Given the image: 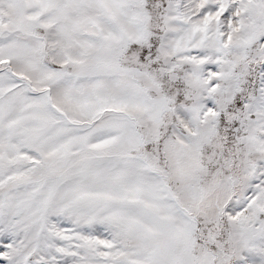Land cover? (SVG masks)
Here are the masks:
<instances>
[{
    "label": "snow or ice",
    "instance_id": "6c2138e0",
    "mask_svg": "<svg viewBox=\"0 0 264 264\" xmlns=\"http://www.w3.org/2000/svg\"><path fill=\"white\" fill-rule=\"evenodd\" d=\"M0 264H264V0H0Z\"/></svg>",
    "mask_w": 264,
    "mask_h": 264
}]
</instances>
